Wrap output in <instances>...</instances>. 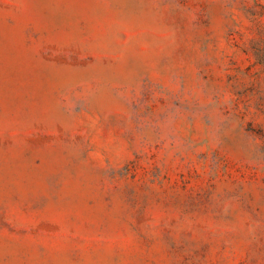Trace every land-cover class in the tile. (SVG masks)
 I'll list each match as a JSON object with an SVG mask.
<instances>
[{"label":"rangeland","instance_id":"rangeland-1","mask_svg":"<svg viewBox=\"0 0 264 264\" xmlns=\"http://www.w3.org/2000/svg\"><path fill=\"white\" fill-rule=\"evenodd\" d=\"M0 264H264V0H0Z\"/></svg>","mask_w":264,"mask_h":264}]
</instances>
